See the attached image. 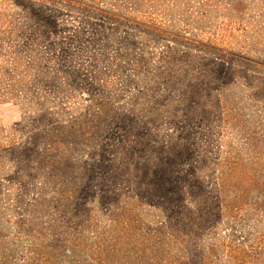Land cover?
I'll return each instance as SVG.
<instances>
[{
  "label": "rangeland",
  "instance_id": "1",
  "mask_svg": "<svg viewBox=\"0 0 264 264\" xmlns=\"http://www.w3.org/2000/svg\"><path fill=\"white\" fill-rule=\"evenodd\" d=\"M0 264H264V0H0Z\"/></svg>",
  "mask_w": 264,
  "mask_h": 264
}]
</instances>
